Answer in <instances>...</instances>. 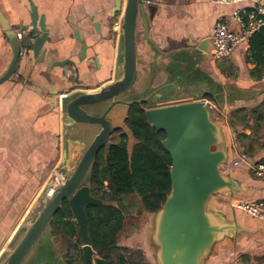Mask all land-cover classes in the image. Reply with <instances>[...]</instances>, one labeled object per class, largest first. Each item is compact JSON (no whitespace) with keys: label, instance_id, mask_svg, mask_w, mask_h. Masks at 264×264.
<instances>
[{"label":"crops","instance_id":"1","mask_svg":"<svg viewBox=\"0 0 264 264\" xmlns=\"http://www.w3.org/2000/svg\"><path fill=\"white\" fill-rule=\"evenodd\" d=\"M29 1L38 15L37 28L46 27L48 34L39 54L34 56L31 49L20 55L14 74L0 84V257L21 239L17 231L59 165L65 142L71 157L74 152L80 154L86 145L64 139L60 108L50 99L95 93L118 79L121 64L119 27L125 0H121L120 11H116V0H0V12L14 30L30 24ZM140 1L148 31L145 38L141 23L137 24L134 84L149 76L153 80L151 90L167 84L168 66L171 64V71H175L173 56L194 50L191 44L210 39L216 22L238 33L232 12L247 8L246 4L228 7L208 0ZM74 33L87 45L86 62L78 63L81 46ZM30 36L34 41L35 37ZM248 48L247 41L228 59L213 60L210 54H196L192 60L191 71L197 74L193 75V84L212 93V102L222 103L226 117L231 120L234 112L236 116L252 112L249 123L235 120L232 127H224L229 133L225 137L229 159L234 151L243 153L236 141L238 134L248 138L243 147L253 151L251 155L244 153L248 163L226 174L235 182L236 190L212 197L207 205L209 211L235 223L239 233L215 244L205 264H264V221L232 208L235 200H264V181L251 172L253 163L264 160V77L249 78L253 65L245 60ZM11 58L9 41L0 26V77ZM67 60L75 65H68L66 70L76 69L69 78L63 69L53 66ZM119 106L111 116L115 127L125 132L128 107ZM126 244L119 246L130 245ZM55 261L56 257L52 264Z\"/></svg>","mask_w":264,"mask_h":264},{"label":"water","instance_id":"2","mask_svg":"<svg viewBox=\"0 0 264 264\" xmlns=\"http://www.w3.org/2000/svg\"><path fill=\"white\" fill-rule=\"evenodd\" d=\"M29 3L28 27H17L14 30L0 12V26L12 50L11 61L0 77V84L14 74L20 57L17 30L35 37L32 46L34 56L39 54L47 40L48 30L43 26L37 28L38 15L35 7L30 1ZM115 6L116 11H120L121 0H116ZM139 22L144 30V37L147 38L148 25L143 4L140 0H126L119 27L121 64L115 82L95 93L65 94L59 99H50L60 108L64 139L68 135L67 130L76 124L98 125L100 131L76 163H73L71 149L65 142L62 158L57 166L65 175L64 181L57 185L53 178L49 179L17 231L19 234L24 231L21 239L13 251L9 249L0 257L1 260L8 253L3 264L23 263L64 201L67 202L77 227L82 263L94 264L96 253L87 234L84 207L102 202L90 195L86 183L88 172L99 151L108 146L112 132L118 130L112 129L114 121L111 115L121 108L119 105L128 108L134 105L148 106L153 103L152 98L157 103L144 110V118L147 125L165 134L161 145L171 160L170 192L163 206L154 214L152 223L151 240L156 247L155 264H205L215 244L234 238L239 233L235 223L225 221L220 215L207 209L212 197L226 196L236 190L235 182L219 169L227 162L229 155L224 131L212 119L202 101L209 91H204L201 86L192 82H195L193 75L197 76L191 71V67H194L192 60L196 54H209L210 39L199 45L191 44L190 47L195 48L194 50L187 49L173 56L176 75L173 81L154 89L143 99L122 101L118 100V96L126 93L135 81V33ZM74 34L81 46L78 63L86 62L87 45ZM187 63L191 64L189 69L185 68ZM68 65L74 66L75 63L71 60L53 63L54 67L63 69L65 76L69 78L72 72L75 74L76 69L66 70ZM188 75L189 80L186 78ZM181 78L190 83L188 88L181 89ZM104 103L106 105L103 108ZM84 108H91L95 112L88 114ZM74 143L78 145V142ZM55 264L66 263L58 258Z\"/></svg>","mask_w":264,"mask_h":264},{"label":"trees","instance_id":"3","mask_svg":"<svg viewBox=\"0 0 264 264\" xmlns=\"http://www.w3.org/2000/svg\"><path fill=\"white\" fill-rule=\"evenodd\" d=\"M21 45L24 54L33 46L28 39ZM248 46L245 60L253 65L249 78L261 80L264 77V25L249 37ZM204 98L213 101L212 95ZM141 106L130 107L124 123L127 130L118 129V141L99 151L87 175L90 195L102 202L84 207L87 234L96 253L94 264H150L141 251L118 243L126 221L128 197L138 198L142 210L154 216L170 192L171 160L161 145L165 134L147 125L145 109ZM251 114L236 116L234 112L231 122L249 123ZM245 139L248 138L243 134L236 136L242 152L251 155L253 151L243 147ZM48 228L52 237H60L67 243L69 252L78 250L81 254L77 227L66 201L57 209ZM65 263L71 264L70 261Z\"/></svg>","mask_w":264,"mask_h":264},{"label":"rangeland","instance_id":"4","mask_svg":"<svg viewBox=\"0 0 264 264\" xmlns=\"http://www.w3.org/2000/svg\"><path fill=\"white\" fill-rule=\"evenodd\" d=\"M121 22V19H120ZM120 32V31H119ZM139 39L138 33H135V40L137 41ZM171 64L168 66V82L173 81L175 79V71H171ZM191 67V64L187 63L185 64V68L189 69ZM185 78V77H184ZM188 80L190 79V76H186ZM181 89L188 88L190 83H187V81H184L183 78H181ZM194 79V78H193ZM137 81V80H136ZM149 76L145 77L143 81L135 82L134 85L124 94H121L118 96V100L122 101H128V100H138L143 99L144 97H147L151 94L152 91L149 88L150 85ZM184 81V82H183ZM210 81H212L210 79ZM154 83V82H153ZM216 88V86L213 87V89ZM212 89V90H213ZM231 89H233L231 87ZM166 91V90H165ZM225 92V91H223ZM222 89L220 90L219 98H221ZM223 99V98H222ZM153 103H151L148 106H145V109L147 107H153L157 103L156 100L152 98ZM218 101V100H216ZM209 102H212L209 100ZM217 112H210L212 119L216 121V124H218L224 131V135L226 132L225 137L227 138L228 130L225 129V126L232 127L233 124L231 123L230 117H226V113L223 110V105L221 102H212ZM106 103H104V106ZM85 111L88 114H91L93 111L91 108H84ZM225 113V114H224ZM228 118V119H227ZM115 124V123H114ZM113 123L112 129L116 128ZM100 127L98 125H90V124H76L73 128L67 130V139L70 140H77L85 143L83 150L78 154V152H74L72 155L73 163H76L80 156L83 154L84 150L87 148V144H90L94 137L96 136L97 131H99ZM232 129V128H231ZM125 130V129H124ZM127 130V128H126ZM125 130V131H126ZM225 138V140H226ZM118 141V134L111 135L108 141L107 145L113 144ZM227 145V143H226ZM126 203L128 206V210L126 213V221L124 225L123 231L120 233L118 238V243L125 244L129 243L130 245H127L125 247H131L133 249H137L141 251L145 257V260L150 264H155L154 255L156 251V247L153 245L151 240V233H152V223L154 216L144 212L139 204L138 198H132L128 197L126 199ZM45 204V203H43ZM24 234V231H21L19 234V237H21ZM75 240L73 239V242ZM16 242H14L10 246V251H13ZM81 248V247H80ZM73 255L77 257H81V254L78 250H72L68 251L67 243L60 237H56L53 239V237L50 236V229L47 228L39 238L38 242L36 243L34 249L30 252V254L26 257V259L23 261L22 264H52L53 258L56 257V259L61 258L64 262L69 261V259H72ZM8 257V253L3 256V258L0 260V264L5 263L6 258ZM67 257V258H66ZM264 257V256H263ZM65 259V260H64ZM55 264V262H54Z\"/></svg>","mask_w":264,"mask_h":264},{"label":"built area","instance_id":"5","mask_svg":"<svg viewBox=\"0 0 264 264\" xmlns=\"http://www.w3.org/2000/svg\"><path fill=\"white\" fill-rule=\"evenodd\" d=\"M213 4L223 5L228 7L247 5V8H235L232 12V19L235 25L240 29L238 33L233 32L226 24L221 21L216 22L210 36V50L209 54L213 60H223L231 57L235 49L246 43L260 27L264 25V0H208ZM16 36L20 44V55L24 54L22 48V41L28 39V42L33 45V38L24 31L17 30ZM204 105L210 112H217L213 103L202 99ZM234 149H237L234 146ZM233 158L228 159L227 162L219 167L220 171L225 174L232 173L242 163H248V156L244 153L234 151ZM252 174L264 181V160L255 162L251 165ZM53 181L55 184H61L64 179V173L56 168L52 172ZM232 208L245 213L251 218L264 221V200L262 201H233ZM73 255L69 259L71 264H83L81 257Z\"/></svg>","mask_w":264,"mask_h":264},{"label":"flooded vegetation","instance_id":"6","mask_svg":"<svg viewBox=\"0 0 264 264\" xmlns=\"http://www.w3.org/2000/svg\"><path fill=\"white\" fill-rule=\"evenodd\" d=\"M141 107H142V106H141ZM142 108H143V109H145V107H144V106H143ZM129 109H130V107H129V108H128V110H127V114H128V111H129ZM126 118H127V116H126ZM126 118H125V119H126ZM118 131H119V130H115L114 132H112V134H111V135H114V134H117V133H119Z\"/></svg>","mask_w":264,"mask_h":264},{"label":"bare ground","instance_id":"7","mask_svg":"<svg viewBox=\"0 0 264 264\" xmlns=\"http://www.w3.org/2000/svg\"><path fill=\"white\" fill-rule=\"evenodd\" d=\"M126 1V0H125ZM125 5V4H124Z\"/></svg>","mask_w":264,"mask_h":264}]
</instances>
